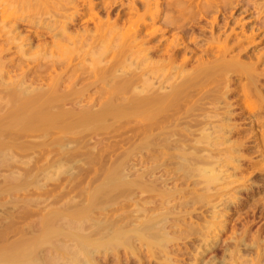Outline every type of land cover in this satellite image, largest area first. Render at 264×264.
I'll return each mask as SVG.
<instances>
[{
	"label": "rangeland",
	"instance_id": "obj_1",
	"mask_svg": "<svg viewBox=\"0 0 264 264\" xmlns=\"http://www.w3.org/2000/svg\"><path fill=\"white\" fill-rule=\"evenodd\" d=\"M21 1L22 0H3V1L0 0V53L2 54V55L0 54V82H1V84H0V115H1L0 116V122L2 121L0 123V126H3V125L6 126L5 124L8 122L9 117H10L9 116L10 114L8 112L11 113L12 109L14 108L13 103L16 100L15 99L16 97L14 96V98H12L9 96L16 94L17 98H21L23 95L21 94V96H20L19 95L20 93H18V91L20 92L21 90H24L26 87H28V83L30 84L28 89H32V87H34L32 91H34L36 85H38L36 87L37 90H35L37 92L39 89L38 87L41 88V85H43L44 87H46L45 85H48L47 86L48 89L43 88V86H42L43 89L42 88L40 89L41 92H43L45 89L46 92L45 91L44 92L46 94L44 93V94H42V96H44V95L47 96L50 93V91H47V90H51V89H49V87H50V85L55 84L53 82H55L56 79H57L56 81H58V79L60 80L59 85H61V86L59 87V89L63 88V90L66 88V86H71V85L75 84L76 82L77 83H76V85H74V87L76 89H78L79 87H81L82 84L88 85L89 83H91V81L94 82L95 79H93V78H96V80H98L97 76L99 74H101V72H100V70L98 71V69H96V66H94L92 62H91L92 64H90L89 61L91 60L93 55L96 56L97 53H100L101 50L104 49L102 47L104 45H101V42L104 44V42L106 43V40H107L108 41L107 44H108L109 40H111L110 43L113 40V43L117 44V40L115 41V37H117L116 39H119V38H121V35L115 34V33L113 34L112 33L113 30L112 31L108 30L110 28L109 27L110 25L106 24V27H103V26H105L104 25L105 23H103V22L100 23L97 21H104L102 19L105 18V15H106V18H109V20H111V19L113 20L117 16V14L122 15V16H119L120 20H123V19L126 20V18H129L128 16L131 14L128 12H127V14H125V11H127V10H125L126 5L127 4L129 5V0H122V1L120 0V2L122 4H120V2H118L119 0H117L116 2H114L113 0H111V1L108 0V3H109V1L110 2L113 1L114 3L112 4L113 8L110 7L112 10L109 8L106 11H105V8L107 9V6L110 4V3L109 4L106 3L107 0H105V1L104 0H89V1L87 0V2H86V0H75V1L73 0L74 3H71V0H58V1L53 0V2L54 3L56 2L57 4H54L52 2V0H49L50 2L47 1L49 5L45 4L46 8L44 7V3L40 2L42 4L41 5L39 2H38V4L36 2V4L40 8V9L38 8L39 12H37L36 8L38 6L34 3L35 1L26 0V1H28V3L26 1H25V3L29 4V2H30V5L33 4L35 7L37 6L36 8L33 7L32 5L27 6V4H25V6H24L23 5L24 1L23 2H21ZM210 1L211 2L209 4L211 7L210 8L206 7L207 9L202 8L199 10V12H197V8H193V7H196L197 4H199L200 2H201L200 3V5H201L203 2L202 0H200V2L197 0H194L193 2H191V1L187 2V3H189V5H192V9L196 10V12H195V15L192 16L193 18L192 17H189V18L184 17L183 19L181 18L182 20L185 19L184 21H182L180 19L181 24H184V26H185L184 28H186L188 26L186 29H183V28L178 27V26H177L178 27L177 28V27H175L176 25L175 26L173 25L174 26L173 28L168 27V30L164 31L163 29L166 27V25H163V23H164V21H162V20H164L163 17L158 19V20H153V19L150 20L151 18L148 17V18H146V21H145V19L142 20L143 18H140V20H139V18H136V16L133 15L134 18L130 17L129 19L133 20L134 23H135V20H136V22L139 21L138 24L142 23V25H143L142 29L144 30V28H145V31H147V32H148V29H147L148 27H149L150 32L153 29L155 31H158L159 29L163 28L162 29L163 32L158 31L159 32L158 34H157V32H155L154 35L151 37L152 39L150 38V41H149L150 43L145 42L143 45V48H144L145 45H147V47H149L151 45H154L155 43L160 44L159 45V48H160L159 51H157L153 55L151 54V57H153L152 58L153 60L157 59L158 54L159 55L163 54L164 50L166 52V49H167L169 42H170V39L171 40L173 38L176 40L179 39L178 40L179 42H182V40H183L182 44H187L188 46H190V48H188V49H193L196 42H198V45L200 44V46L202 48H205V47H207L206 44H207V40L210 38V34L214 33V36H216V34H217V37L219 38V39L217 38V41L219 43H222V45H226V46L230 47L229 56L236 55L233 57H237L240 61H242L244 63V65H245L244 68H241L237 72L232 71L231 73L230 72L228 73L231 76L238 75V79L236 81H233V84H232L233 86L229 85L228 87L227 86L225 87V85L227 83L224 81H223V83L220 82L221 85H218V86L221 88H219L218 86H217L218 90H216L215 87L212 88V93L214 94L213 95L211 93L212 97L210 94V97L212 99L204 100L206 102L208 101L207 102L208 105L204 101H202V102H204V106H203V103H201L202 104L201 111H199V109H197V111H199L200 113L202 111L204 113H206L207 111H210V113L207 112L206 114H211V112L213 113V112L218 111L217 113H221L223 119H221L220 117H215V118L208 117V118L203 119L201 122H202V124L204 122H206V123L209 122L211 125L210 124L207 125L205 123H204V125H202L201 123H199V126L196 125V122L193 121L192 118H190L191 120H189V118H188V120L185 118L184 119L181 118L182 120H178L177 124H176V121L174 122L176 124L175 128L179 129V130H177V131H179V133L175 132V135H176V133H177V135L176 136L174 135L175 137H173V138L176 139L178 134H179V136L182 134V137H179V138H181L180 142L183 143V141H184V144L185 143L186 144H192V146L196 145L195 147L198 146V147L202 148L201 143L196 142V144H194V142H195L196 138H199L201 136V134H208L209 133L208 134L209 139L207 138V139L203 140V143H202L203 150L201 151V153L198 152V154L205 155L206 157H208L207 161H209V163L211 161L210 167H212V165H213V167L215 168V169L211 168V170H209L207 174L211 175L214 173V175H216L218 178L216 179V182L212 183V181H211V183H209V185L207 187L204 186V183H202L201 180L198 179L199 176L196 173L193 172L194 174H191L187 170L182 169L183 167H184V169L187 168V166H188L187 163H184V162L182 163L181 162L182 160L178 159L179 157L174 158L173 156H170V154L174 152V150L172 148H168V150H166L167 148L164 150H161V149H158V147L151 148L152 146H150V147L144 148L145 150H143V149L140 150L139 148L136 149L135 153L137 155L135 154V157H132V158L137 159L136 164H138V165L133 167V169L134 168H136V169H134L135 171L132 170L131 174H133V175H131V176H135L134 175L135 172L137 173V171H140V170H138V168L141 169L142 167H144L143 165L147 166V164L149 165L150 162L152 161L153 163L152 162L151 163L153 165L155 163L156 164L164 163V165H166L165 168L167 167V169L165 170L163 168L164 166L162 165L161 166L163 168L162 170H164L165 173H168V177H169V174H170L171 178L174 177L173 180L170 177H169L170 179L168 178L169 182H171V183L168 182L169 185L168 184L164 185L166 188H164L163 185H161V184L160 185L163 187L164 190L167 191V194L169 193L168 194L169 197L166 195L168 197V199L166 198L167 201L170 200L169 198H172V197H173V199L176 198L175 199L176 202H174V203H176V205L173 204V206H171L172 202H170V201H172L173 199H171L169 201L171 204V205L170 204L169 205L171 207L165 206V205H168V204H166L167 202L164 204L165 198L159 200V201H161V204H163L165 206V207H163L164 210H166L165 209L166 207L171 208V209L175 208V207L177 208V209L176 208L173 209L175 213L173 211H172V213H174V214H172V213L170 214L171 215L170 217H172L171 219L173 220V222H175V225H176V226H174V225L169 226V227H172V228H169V230L171 229L170 235L173 238L175 237L174 239H172L168 243V244H170L169 246H171V247H168L171 252L168 250V248H167V251H166V249L163 250V248H161L162 249L161 251L164 252L163 255H161L162 252H160V250H158V251L161 254L159 252H157V249H159V248H155L156 249V251H155V249L154 250L152 249L153 247L146 248V245L144 243L143 244L145 246L139 241L138 244L139 243H141V244L138 245V244H136L137 240H133L134 245L132 244V246L135 247L134 248L135 250L133 249L132 246H131L132 248H130V249H129V247L127 248L126 242L125 243L123 242L124 246L118 245V243H116L117 246H115V248H116L115 250L112 248L110 249V247L107 246V247H109V248L106 247V249H108V251H105L106 249L105 250L103 249L106 246V245H104L103 248L101 247L102 249L100 248V250H102V251H100L99 249H97L98 251L96 250L97 252H99L98 254H93V253L91 254V257H89L90 262H89V260H87L88 261L87 264L88 263L89 264H163L164 261H165L164 264H190L191 262H192L191 264H207L208 263L207 261L211 262L208 264H213V263L216 264V262L217 263L219 262L220 264L221 263H223V264H264V105H263L264 104V49H263L264 48V0H222V1L221 0H217V1L216 0H210ZM195 2H198V3H195ZM75 3H77L78 5L77 4L74 5ZM88 3H91V5H89ZM93 3L96 5H92ZM140 3L141 2H139V4ZM192 3H194V6ZM17 4L18 5L20 4V5L18 6ZM143 4L137 5V7L142 8ZM159 4H160L159 5L160 7L159 6L158 7L160 9H162L163 7H165V0H161L159 2ZM21 5H23V6L21 7ZM51 5L54 7H52ZM70 5H71V7H70ZM259 5L262 7H260ZM87 6L89 7V9ZM92 6L94 8H92ZM102 6H103V8H102ZM214 6H216V7H214ZM41 7H43V8H41ZM47 8H48V10H47ZM26 9H28V10L31 9V12H29L28 10L26 11ZM40 10H42V12ZM141 10L143 11V9H141ZM171 10H174V9H171ZM142 11H140V12H142ZM201 11H202V13H201ZM259 11H260V13H258ZM39 14L42 16H40ZM52 14L55 16L57 15L58 19L56 18V21H55V18L53 19L54 16ZM80 14H81V16H79ZM89 14L94 15V18L92 15H91L92 16V18H91V16H89ZM63 15H65V16H63ZM69 15L73 19H71V17H69ZM113 15H115V17ZM61 16H62V18H61ZM74 16H75V18H74ZM99 16H101L102 19H100ZM131 16H132V14H131ZM48 17L50 18V20ZM46 19H48V21ZM94 19L95 20L97 19V20L95 21ZM51 20H54L55 22L52 21L53 23L52 22L50 23ZM61 20L63 22L65 21L67 23H64L63 25H61V23H63V22H61ZM125 20H123V25H122L123 28L121 27L123 30H126V28H127V24H126L127 21L125 22ZM147 20L149 22H147ZM118 21H119V19H118ZM150 21H152V23ZM153 21H155V22H153ZM119 22L122 23V21H119ZM179 22H178V24H180ZM44 23L46 24L45 27H47V25L50 26V31H49V29L46 30V28L43 26ZM47 23H49V24H47ZM51 24L52 25L56 24V28H58L59 31H58V29H56V30L58 32H60L61 35H62V31H63L62 27H64L66 25L65 27L67 29L66 30L67 33L68 32L71 33V34L69 33L70 34L69 36L72 35L71 37H73V33H74V36L77 35L78 38H76V37H73L74 39L73 38L71 39V37L67 38V37H69L67 34L64 35L63 37L62 36L59 37L60 33H58V32L56 33V35L58 34V36H56L54 28L53 27L51 28V26H52ZM95 24H97V25H95ZM208 24H211V25H208ZM37 25H39V26H37ZM84 25H85V28H83ZM13 26H15V27L13 28ZM101 26L103 29L100 28ZM107 26L109 27L108 29H106ZM117 26H118V23H117ZM79 27H82V28H79ZM119 27H120V24H119ZM154 27H156V29ZM256 27L259 30H257ZM260 27H261V30H260ZM36 28H37V30H36ZM61 28H62V31H61ZM77 28H79V29H77ZM86 28H88V29H86ZM93 28H94V30H93ZM104 28L106 29V31L104 30ZM83 29H84V31H83ZM223 29H224V31H223ZM74 30H76L79 33H76ZM123 30H120V31H123ZM44 32H46V33H44ZM82 32L84 34H81ZM107 32H108V34H107ZM117 32H119V30H117ZM216 32H218V33H216ZM226 32H228V33H226ZM98 33H99V35H98ZM242 33H243V36H242ZM78 34H80L81 36L80 35L78 36ZM147 34L148 33H146V35ZM89 35H92L94 37L95 36L98 37V38L95 37V41H94L95 43H93V42L90 43V41L94 40V38L92 36H90L92 39L89 40V38H90ZM102 35L105 37H103ZM116 35H118V36H116ZM142 35H144L143 32H142ZM86 36L88 37L89 41L86 42L87 44L86 43L84 44L79 40V38L81 40H84L87 38ZM184 36H186V37H184ZM225 36H227V37L225 38ZM64 37L67 38L68 40L64 39ZM102 37H103V39H102ZM110 37H112L113 39H110ZM145 37H147V36H145ZM8 39H11V40H8ZM56 39H58V40L56 41ZM61 39L63 42L61 41ZM259 39H260V41H259ZM74 40L77 42L80 41L82 44H80V42L78 43L80 46L78 44H74V42H75ZM121 40H122V38H121ZM240 40H243V42ZM7 43H9V44H7ZM166 43H167V46L165 47ZM249 44H251V45H249ZM76 45H78V48ZM88 45L90 48H88ZM55 46H57V47H55ZM67 46H69V47H67ZM63 47H66V48H63ZM135 47H131L128 50V52H130V56H129V54H127L128 59H130V60L133 59L134 61L137 59L136 56L138 58H140L139 55H141L138 52L139 48L137 46H135ZM98 48H100V50ZM213 48L215 51L216 47L213 46ZM188 49H181V51L184 50L185 53L189 52L190 54L187 53V55H191L192 63H193V65H195L197 63L196 62L197 59L200 58L199 57L200 54H203V52L202 51L201 52L196 51L197 53H199V54H197L196 52H194V53L190 52L191 50H188ZM240 49L241 50L243 49V50L241 51ZM63 53H65V54H63ZM74 53L75 54L77 53V55H74ZM111 53H113V52H111ZM111 53H109V55H112ZM86 54H88L89 56ZM114 54H116V52H114ZM156 54H157V56H156ZM181 54H182V52H181ZM57 55L59 57L64 58V59H65V57H67L65 60L61 58L63 65H62L61 61H59V60L57 61V59H59ZM109 55H107L108 57L106 56L108 59H109ZM210 56L211 55H209V57ZM106 57L103 59V60H105L104 62H107V60H108ZM111 57H110V59H111ZM207 57L208 56H203V59L207 58ZM41 58H42V60H41ZM44 58H46V59H44ZM54 58H57L55 60L57 62H55V61L53 62ZM48 59H49V61L51 60L53 63H55L53 67H52V65H53L52 62L47 63ZM128 59H127V62H128ZM247 59L249 61H247ZM133 60H131V61L133 62ZM255 60H257V61H255ZM259 60H261V61H259ZM44 61H45V63H44ZM131 61H129V62H131ZM136 61H138V60H136ZM135 62H133V63H135ZM67 63L69 64V66ZM84 64L87 65L89 68L87 66H85ZM45 66H48V68ZM58 66L60 67V69ZM65 66H66V69H65ZM70 66H72V67H70ZM67 67L70 68V70ZM73 67H74V69H73ZM134 67L135 66H133V68ZM255 68H256V71H255ZM257 68L258 69L260 68L261 70L260 69L258 70ZM64 69H65V71H64ZM72 69H73V71L71 72ZM136 69H138L137 71H140L139 70L140 68L135 67V70ZM83 70H85V71H83ZM246 70H248V73ZM95 71L98 73H96ZM92 72L96 73L95 74L96 77L95 76L92 77V74H94ZM162 72H164V71H162ZM252 72H254V73H252ZM249 73H250V75L248 76ZM158 74L159 73H157V75ZM252 74H254V75H252ZM22 76H23V78H22ZM90 76L92 77L93 80L90 78ZM247 77L248 78L250 77V79H251L250 82L252 81L251 83L250 82L248 83V81H249L248 79L246 81ZM19 79L20 80L24 79L25 85H27V86L24 85V88H23L22 85L24 82L23 81L20 82ZM47 79H48V81H47ZM63 79L65 80V82ZM78 79H79L80 83L78 82ZM29 80H30V82H27ZM31 80H33V81H31ZM96 80H95L96 83L94 86L91 85L92 87L90 86L89 88L86 89V91L83 92L85 97L83 94H82L83 96L82 95L81 96L83 97V99L85 101H81L80 104H82V102L83 103L87 102L86 101L87 99H85L86 96H88V97L93 96L95 98H97V97L99 98L100 93L102 94L105 92L104 89L106 90L107 88L102 89L101 85H100V87H96V86H99V84H98L99 82H97ZM71 81L72 82L74 81L75 83L74 82L72 83ZM255 82H257V83H255ZM18 83H19V85L21 84L20 90L18 89V88H20ZM50 83H52V84H50ZM224 83H226V84H224ZM6 84H8V85H6ZM10 84H11V86H10ZM210 84H207V86L205 85V87L197 89L199 91L196 90L198 93L195 91L196 95L194 93V97L197 98L198 97L197 95H199V94L201 95L204 92H208V89H211L210 86L211 87L214 86L213 84L212 85H210ZM63 85H65V88L63 87ZM243 85H244V89L242 88ZM240 87L242 88V90ZM248 87L251 88L252 90L251 89L249 90L251 92L250 93L248 92L249 97H247L248 99H246L245 96L243 97L244 94L242 91L243 90L248 91V89H247ZM12 88L13 89L17 88L16 91L17 90L18 91L16 92ZM99 88H101V90H99ZM230 89H232L233 91H230ZM9 90L14 91V92L12 91L13 92L12 95H9L10 92L8 95H6ZM26 90H24V91H25V93L27 92V94L32 92L30 90H29V92ZM215 90H216V93H214ZM224 90H226V91H224ZM228 90L230 92H228ZM1 91H2V93H1ZM59 91H62V90H59ZM100 91H102V92H100ZM202 91H204V92H202ZM209 91H211V90H209ZM22 93L24 94L23 91H22ZM86 93H87V95H86ZM105 93L107 94V92H105ZM104 94H102L100 96L104 97L103 96ZM217 94H219L220 96ZM256 94L258 95V98H257ZM215 95H217V96H215ZM6 96H7V98H6ZM213 96H215V97H213ZM8 97H9V99H8ZM79 97H80V95H79ZM2 98H4V100H2ZM95 98H93V99H95ZM195 98H193V99H195ZM213 98H214V100H213ZM13 99H15V100H13ZM75 99L77 100L79 98H75ZM97 99H95V100H97ZM90 100H91V98H90ZM90 100L88 99V102ZM230 100H231V102H230ZM249 101H251L250 103L252 106L249 104ZM97 102H98V100H97ZM99 102H100V100H99ZM244 102L247 104L245 105ZM191 103H192V101H191ZM210 105H211V107H210ZM248 105L251 107H249ZM229 106H231V107H229ZM203 107L206 108V111L203 109ZM245 107H247V108H245ZM195 109L193 111L196 113L197 111H195ZM199 112H197V113H199ZM197 113L195 114L196 117L193 116L194 117L193 119H195L197 117H198V119L199 118L201 119L202 115L204 114V113L203 114L202 113L197 114ZM224 114H226V115H224ZM4 116H6L8 118H6ZM190 117H192V116H190ZM219 118H220L219 122H221V123H219L217 121V119L219 120ZM133 119H132L133 123H135L139 120V119L136 120L135 118H133ZM205 120H207V121H205ZM184 122H187V124L190 122V124L186 125ZM191 122L194 124H191ZM133 123L132 124L127 123V125H126V123L125 124L122 123V124H120L121 126L118 125L119 127L118 128L116 127V129L115 128L97 129L96 131H94V133L91 132V134H88L89 138L92 137L91 139H89V141L94 142L95 140L98 139L102 142L101 144H103V145L106 144L107 146H109L111 141L114 142V140H113V138H114L120 144H118L116 146V148L114 147V151L113 150H107L108 153L106 152L107 155H110V156L112 155L111 157H114L117 153H119L120 151H122L123 149L128 147V144H127V142H125L126 141L125 139L127 138L128 135H130L131 131H128L129 130L128 128L130 125H133ZM135 124H134V126L138 127L139 123H137V125H135ZM200 124L202 126H205L206 128L203 129V127H201ZM189 125H191V126L193 125L194 127H197L196 128L197 132L195 131L194 128H193L194 132H196V133L193 132V129H191L192 130L191 132L189 131V129L186 130L187 128L191 127ZM216 125H218V126H216ZM214 126H216V127H214ZM198 127H200V128H198ZM218 127H220L221 129H219ZM53 129H51V128L45 129V130L44 129H37V130L35 129L37 131V133L34 132L35 130H32V132L29 131V133H27L28 131H26V132L22 131L23 137H22L21 133L16 132V133H18V134H16L13 129H6L5 130L6 133H5V131H2V134L5 135V136L3 135L4 137L2 136V134H0L1 135L0 136V250H1V248L2 249L4 247L6 248L9 243L12 244L13 241L18 240L16 242L20 243V241H19L20 239H22V241H23L25 238L31 239L30 237L36 236L38 234V232H40V230L43 229V227L48 223L47 216H48L50 211H54V209L56 210L59 207L61 208L62 202L73 201L72 203H74V202L77 203V202H80L82 200L81 198H83V196H82V194H79V190H77L79 188L78 185L80 184L81 180H82L81 185H79V186H83L86 183V181H89V177H90V179H92V176L94 178L97 175V177L99 178L100 176H98V175L101 174L102 170L104 171L105 167L101 166L103 169H99L101 167L98 166V170L95 171V168L97 169V167L94 166V168H89L90 169V170L88 169L89 171L87 170L86 173H83V176L80 177L82 179L78 180V177L76 178L77 171L74 170V171H72L73 173H75L74 174L75 179H72L73 183L71 182V179L68 178V180H67L66 176H62L61 180H59V181H51L52 179L51 180L45 179L46 176L53 174L52 171H48V172H45L42 174L40 173V175L38 174L39 178H38V176L36 177L35 174H37V172L39 173V171H37V170H39L40 168L43 167V166L40 167V165H42L44 163L43 160L45 161L47 158L53 159V157H56V152L59 150L54 143H53L54 145L49 144L50 147L49 146L48 147L50 149H48V147H47V150H49V152L48 151L46 152V150H43V149H46L47 145L44 147H42L41 145H37L38 143L40 144V141H42L43 139H46L47 141H50L52 138L54 139V137L56 135H58L59 131L57 129H55L53 131ZM198 129H200V130H198ZM12 130L14 132L13 135L11 134V133H13V132H11ZM40 130L43 132L42 134H41V132H39ZM104 130H106V131H104ZM109 130H112L113 132L109 131ZM136 130H138V129H136ZM55 131H56V133H55ZM38 132H39V134H38ZM46 132H48L47 134L50 137L46 134ZM98 132H99V134H98ZM101 132L103 134H105V132H107L106 134H109L111 132L114 135L109 134L106 136H104V135L102 136ZM139 133L140 132H138V134ZM191 133H194V134H192V136H189ZM43 134L46 135L47 137L45 136V138H44ZM183 134H185L188 139L186 138V140H185L184 139L185 136H183ZM25 135H27V136L25 137ZM141 135L142 134L140 133V135H137V137L135 136L136 138L134 140L138 141V138L140 139L142 137ZM94 136H95V138H94ZM108 136H110L111 138L113 137L112 140ZM17 137H18V139H17ZM210 139L213 141H211ZM3 140L6 142H3ZM122 140H123V142H122ZM11 141H13L15 144ZM23 142H25V144ZM122 143H124V144H122ZM121 144H122V146H121ZM8 145H11V146H8ZM20 145H21V147H20ZM37 146H39V148H37ZM51 146L52 147L55 146V148L57 150L55 149L56 150L55 151ZM34 147H36V148H34ZM117 147H118V149H117ZM52 149H53V151H55L54 152L55 154H53ZM29 150H31V151H29ZM38 151H39V153L40 152L42 153L41 156L39 155V153H37ZM140 153L143 155H141ZM146 153H149V155ZM154 153L156 154V156ZM47 154H49V155H47ZM157 154L160 158L157 157ZM47 156H49V157H47ZM148 156H153V158L152 157L148 158ZM38 157H40V158H38ZM228 157H229V159H228ZM154 158H157V159L155 160ZM167 159H169V160H167ZM39 161H40V163H39ZM130 161L132 162V160H130ZM138 161H140V162L137 163ZM133 162H135V161H133ZM177 162H179V163H177ZM183 164L186 166H182ZM37 165H39V166H37ZM224 165H226V166H224ZM180 166H182V167H180ZM179 168H181V169H179ZM162 170H160L159 173L154 174L153 177L160 175ZM175 170H177V171L174 173L173 171H175ZM185 171H187L188 173H186ZM96 172L98 174H96ZM182 172H184V176L187 175L188 178L182 179L184 177V176H182L183 175ZM102 174H103V172H102ZM34 175H35L36 179H33ZM172 175H174V176L172 177ZM190 175H192V176H190ZM52 177L55 178L54 176H52ZM37 178L39 179V184L37 183L38 182ZM101 178H99V179H101ZM126 178H128V177H126ZM129 178H131V177H129ZM99 179H96V180H99ZM34 180H37V181L35 182ZM47 180H49V181H47ZM76 180H78V181H76ZM31 181H33L35 183H32ZM74 181H75V183H74ZM56 182H58V183H56ZM200 183L202 185H200ZM181 184H183V185H181ZM35 185L39 186L40 189H39V187L37 189V187ZM158 186H157V188H158ZM42 187L44 190L41 189ZM76 187H77V189H76ZM203 187H204V189H202ZM168 188H171L172 190L168 189ZM173 188H175V189L177 188V189L175 190ZM154 191H156V190H154ZM175 191H177V192H175ZM147 192L149 193V191H147ZM172 192H174L175 196L172 194ZM148 193H146V194L145 193L144 194L137 193V194L142 195V197L141 196L139 197V195H137V196L135 195V197L131 200V201L135 200L136 203L135 202L134 203L136 205H134V203H131L130 200H129L130 201L129 202L127 198H124L126 196L125 193H122V194H124L123 196L121 194H120V196H118V194H119L118 193L117 196L115 195L116 197L114 196L113 200L110 202L111 205L108 202L109 209L111 210V208H112L114 213L112 212V210L109 212L112 213L111 214L112 216H116V217L118 216V217L122 218L121 215L129 214V210H131L132 207L133 208H137V207L140 208V206H137V205H140V203H142L144 205L145 200L148 202H149V200H151V202H154V200H156V202L158 203V199L160 198L161 194L158 191L157 192H150V194H148ZM157 193H159L160 195L158 196ZM170 193L172 194V197H170L171 196ZM57 197L59 198V201L57 200L58 202H56V200H55V203H54L53 198L55 199ZM163 197H165V195ZM116 198L117 199L120 198L123 201L125 199H127V200H125V202H123L120 199H119L120 201H118ZM142 198H143V200H140ZM147 198H149V200H147ZM196 198H197V200H196ZM114 200H115V202H113ZM175 200H173V201H175ZM50 201H52V202H50ZM138 201L140 202L139 204H138ZM156 202L154 203L155 206L158 205V204L156 205ZM180 202H183V203L185 202L187 205L184 203V206H183V203H182V205L180 206L177 204ZM113 203H115L117 205L114 206V205H112ZM142 204H141V206H142ZM103 206L106 207L107 204L103 205ZM103 206L101 205L100 210H99V208L97 209L98 212L100 211L99 213H97V210L94 212L95 214L97 213L98 215L97 214L93 215V213H91L93 215V217H92V215L90 214L94 220L99 218V220L101 219V222H102V220H104L103 214L108 213L104 216L105 217L107 215L110 216V214L108 212L109 209L107 208L108 206L106 207L107 210ZM110 206H111V208H110ZM129 207H131V208H129ZM157 207H159V205ZM157 207H155V208H157ZM160 207L158 210L161 209L160 211L162 212V205ZM113 208H115V209H113ZM101 209L105 210L106 213H103L104 211ZM188 209H189V211H188ZM101 211H103V212H101ZM152 211H150V213ZM176 212H178V214H176ZM179 212L181 214H179ZM45 214H47V216H45ZM114 214H116V215H114ZM152 214H156V213L153 212ZM61 215H63V214H61ZM42 216L43 217L45 216V217L43 218ZM112 216H110L111 217L110 220L114 219L115 222L110 221V220H109L110 221L109 222L108 221L109 217H108V219H107L108 223L114 222V223H111L114 225V227L119 226L116 223H119L120 225L122 223V226L124 229L128 228V226H126L127 225V220H126L127 215L125 216L126 219H124V218L122 219V220H126L125 223H123L121 219H120L121 223L116 222L119 219L115 220L116 218L115 217L113 218ZM142 216L143 215H141V218H142ZM178 216H181V218ZM56 217H57V219L54 217L50 218L51 221L49 220L50 221L49 223L53 224L52 221L55 220L54 225H56L57 228H58V226H60L59 229L63 230L62 231L63 234L58 233L59 235L56 234L55 235L56 237H54L52 239H49V240L41 242V243L38 242L37 244H39V245H37L34 242L35 246H33L34 247L33 250L35 252L38 250L39 251L38 255H40L38 262H40V264H67V263L68 264H73V263L76 264L75 262H77L79 264L84 263V262L80 261L81 258H79L77 260L78 250H77L76 244L74 241L73 242L71 241L72 237H70L71 238L70 239L67 237L68 235L66 236V233L72 232V234H73V232H74V235L77 233L78 234H82V233L84 234V232L86 230H83L80 227L79 228L83 231L77 230L78 225L76 226V228L74 227V224L72 222L76 221L77 219H71V221H70V219L68 220L69 217L66 218L65 215L62 217L57 215ZM91 217H90V220H92ZM177 217H178V219H176ZM42 220L44 222L46 221V223L44 224V222ZM66 220H68V221H66ZM40 221L43 222L42 226H41ZM77 221L74 223L77 224L78 223ZM70 222H71V224H70ZM91 222H93V221H91ZM103 222H104L103 223V225H104L103 229L105 230V227H106L105 220ZM189 223H190V225H189ZM115 224H116V226H115ZM206 224H208V225H206ZM202 225H204V226H202ZM107 226L108 227H106V228H107V230H109V228H111V225H107ZM201 227H202V230H201ZM209 227H210V230H209ZM103 229L101 231L102 233H104ZM36 230H37V232H36ZM65 231H66V233H64ZM109 231H112V230H109ZM200 232H202L203 234ZM204 234H205V236H204ZM209 237H210V239H209ZM203 238H205V239H203ZM175 239H176V241H175ZM200 239L202 241L206 240V242H208V243H206V242L204 243V241L202 242ZM52 240H54V241H52ZM16 242H13V243H16ZM66 242H68V243L66 244ZM71 242L73 243V245H75V249H74V246L72 245ZM203 243H204V245H203ZM112 244H114V243H112ZM112 244H110V245H112ZM119 244H122V243L119 242ZM174 244H175V246H174ZM208 244H210V245H208ZM244 244H245V246H244ZM249 244L251 247L249 246ZM67 245H71V246H69L71 248L73 246V248H72L73 251H72V249L67 247ZM206 245H208V246L205 247ZM231 245H233V246H231ZM247 246H248V248H246ZM150 248L152 250H150ZM202 248H204V252H203ZM234 249H235V251H234ZM247 249H248V252H247ZM74 250H77V252H75ZM132 250H134L135 252L133 253ZM166 252H168V253H166ZM231 252L232 253L238 252V253H235L233 255ZM156 253H158V254H156ZM196 253H198V254H196ZM201 253H203L204 255H200ZM80 255H82V252L80 253ZM92 255H94V257H92ZM194 256L199 260H197V259L195 260ZM163 257L165 260L163 259ZM41 258H43L44 261ZM255 258L257 260H255ZM71 260H72V263H71ZM226 260H228V261H226ZM78 261H80V262H78ZM235 261H236V263H235ZM84 264H86V262Z\"/></svg>",
	"mask_w": 264,
	"mask_h": 264
},
{
	"label": "bare ground",
	"instance_id": "obj_2",
	"mask_svg": "<svg viewBox=\"0 0 264 264\" xmlns=\"http://www.w3.org/2000/svg\"><path fill=\"white\" fill-rule=\"evenodd\" d=\"M3 1V0H2ZM24 1V3H23V5L25 6V4H27L28 3V1H26V0H22L21 2H23ZM25 1L27 2V3H25ZM33 1H35L34 3L36 4V2H37V4H38V2L40 3H44V7L46 6L45 4H47V5H49L48 4V2L47 1H49V0H33ZM44 1V2H43ZM58 1V0H57ZM75 1V0H74ZM74 1L73 0H71V3H74ZM89 1V0H88ZM105 1V0H104ZM111 1V0H110ZM109 1V3H108V0H107V2L106 3H108L109 5L107 6V9L105 8V11L106 10H108L110 7L111 8H113V6H112V4L114 3V2H116L117 0H113L112 2H110ZM122 1V0H121ZM161 0H129V5L127 4L126 5V9L125 10H127V11H125V14H127V12L128 13H131L132 14V16H131V14L128 16L129 18L130 17H132V18H134L133 17V15L134 16H136V18H139V20H140V18H143L142 20H144L145 19V21H146V18H148V17H150L151 19L150 20H158V19H160V18H164V20H162V21H164V23H163V25H166V27L163 29L162 27V29L165 31V30H168V27H174L175 25V27H181V28H183V29H186V28H184L185 26H184V24H181V20L184 18V17H187V18H189V17H192V16H194L195 15V12H196V10H194V9H192V5H189V3H187V2H193L192 0H165V7H163L162 9H160L159 7V2H160ZM197 1H199L200 2V0H197ZM203 2H202V4L200 5V3L199 4H197V6L196 7H193V8H197V12H199V10L200 9H204V8H210L211 6H210V0H202ZM217 1V0H216ZM222 1V0H221ZM11 2V1H10ZM18 2V1H17ZM50 2V1H49ZM52 2H53V0H52ZM60 2V1H59ZM69 2V1H68ZM79 2V1H78ZM82 2V1H81ZM86 2H87V0H86ZM85 2V3H86ZM118 2H120V0L118 1ZM139 2H141L140 4H143L142 6V8L141 9H143V11L139 8V7H137V5H140L139 4ZM229 2V1H228ZM3 3V2H2ZM40 3V4H41ZM54 3V2H53ZM105 3V4H106ZM195 3H198V2H195ZM216 3V2H215ZM262 3V2H261ZM22 4V3H21ZM36 4V5H37ZM39 4V5H40ZM54 4H57L56 2L54 3ZM63 4V3H62ZM77 3H75L74 5H76ZM89 5H91V3H88ZM87 4V5H88ZM120 4H122L121 2H120ZM191 4V3H190ZM193 4V6H194V3H192ZM257 4V3H256ZM15 5V4H14ZM18 5V4H17ZM20 5V4H19ZM18 5V6H19ZM23 5H21V7L23 6ZM28 5H30V2H29V4H27V6ZM33 7H35L33 4H31ZM30 5V6H31ZM42 5V4H41ZM64 5V4H63ZM62 5V6H63ZM78 5V4H77ZM88 5V6H89ZM92 5H96V4H92ZM145 5V6H144ZM154 7H153V6ZM164 5V4H163ZM196 5V4H195ZM199 5V6H198ZM223 5V4H222ZM226 5V4H225ZM230 5V4H229ZM228 5V6H229ZM262 5V4H261ZM16 6V5H15ZM38 6V5H37ZM36 6V7H37ZM52 6V5H51ZM81 6V5H80ZM87 6V7H88ZM123 6V5H122ZM152 6V7H151ZM159 6V7H158ZM220 6V5H219ZM258 6V5H257ZM260 6V5H259ZM35 7V8H36ZM50 7V6H49ZM48 7V8H49ZM52 7H54V6H52ZM64 7V6H63ZM62 7V8H63ZM69 7V6H68ZM70 7H71V5H70ZM90 7V6H89ZM89 7H88V9H89ZM214 7H216V6H214ZM260 7H262V6H260ZM24 8V7H23ZM29 8V7H28ZM32 8V7H31ZM38 8H39V6L36 8L37 9V12H39V10H38ZM41 8H43V7H41ZM46 8V7H45ZM48 8H47V10H48ZM92 8H94L93 6H92ZM91 8V9H92ZM98 8V7H97ZM102 8H103V6H102ZM110 8V9H111ZM128 8V9H127ZM206 8V9H207ZM226 8V7H225ZM224 8V9H225ZM229 8V7H228ZM40 9V8H39ZM57 9V8H56ZM164 9V10H163ZM171 9H174V10H171ZM255 9V8H254ZM9 10V9H8ZM12 10V9H11ZM28 9H26V11H27ZM44 10V9H43ZM62 10V9H61ZM78 10V9H77ZM94 10V9H93ZM112 10V9H111ZM10 11V10H9ZM8 11V12H9ZM29 12H31V9L30 10H28ZM41 12H42V10H40ZM60 11V10H59ZM83 11V10H82ZM99 11V10H98ZM110 11V10H109ZM140 11H142V12H140ZM205 11V10H204ZM36 12V13H37ZM207 12V11H206ZM25 13V12H24ZM35 13V14H36ZM52 13V12H51ZM201 13H202V11H201ZM258 13H260V11L258 12ZM14 14V13H13ZM41 14V13H40ZM39 14V15H40ZM50 14V13H49ZM64 14V13H63ZM78 14V13H77ZM93 14V13H92ZM92 14H89V16H91ZM106 14V13H105ZM124 14V13H123ZM12 15V14H11ZM44 15V14H43ZM53 15V14H52ZM99 15V14H98ZM109 15V14H108ZM116 15V14H115ZM115 15H113L114 17H115ZM217 15V14H216ZM40 16H42V15H40ZM54 17H53V19L55 18V21H56V18H57V15L55 16V15H53ZM60 16V15H59ZM63 16H65V15H63ZM79 16H81V14L79 15ZM93 16V18H94V15H92ZM92 16H91V18H92ZM119 16H122V15H120V14H117V16L112 20H109V18H106V15H105V18H101V16H99L100 17V19H102V20H104V21H97V22H103V23H105L104 25L105 26H103V27H106V24L107 25H110L109 27L111 28H109L108 26H107V28L106 29H108L109 31H112V33L114 34H120L121 35V38H122V40H121V38H119V39H116L117 37H115L114 35V37H115V41L117 40V44L116 43H113V40H112V42L110 43V41L111 40H109V43L107 44V40H106V43L104 42V44L101 42V45H104V46H102L104 49L103 50H101V52L100 53H97V55L95 56V55H93L92 56V58H91V60L89 61V63L90 64H92L93 63V65L94 66H96V69H98V71L100 70V72H101V74H99L97 77H98V80H96V78H93V79H95L97 82H99L98 84H99V86H96V87H100V85H101V88L103 89V88H107L106 90L104 89V91L105 92H107V94L105 95L104 93H102V94H104L103 96L104 97H101L100 95H102L101 93H100V95H99V98L97 99V98H95V97H93V98H95V99H97L98 100V102H97V100H95V99H93L92 97H88V96H86V98L85 99H87L86 101V103L84 102H82V104H80L81 103V101H85L84 99H83V92L84 91H86V89L87 88H89L91 85L92 86H94L95 85V80H94V82H92L91 81V83H89L88 85H84V84H82L81 85V87H79L78 89H76L75 87H74V85H76V83L75 84H73V85H71V86H66V88H65V85H63V87L65 88L64 90H63V88L62 89H59V87L61 86V85H59V82H60V80L58 79V81H56L57 79V77L55 78L56 80H55V82H53V83H55V84H52V83H50V84H52V85H50V87H49V89H51V90H47V91H50V93L46 96V95H44V96H42V94H44L46 91H45V89H48L47 88V86L48 85H45L46 87H44L43 85H41V88H42V86H43V88H45L44 89V91L43 92H41L40 91V87H38L39 89H38V92L37 91H35V90H37L36 89V87L38 86V85H36V87H35V90L34 91H32L33 90V88L34 87H32V89H28V87L30 86V84L28 83V87H26L24 90H26V91H28L29 92V90L30 91H32V92H30V93H28L27 94V92L25 93V91L24 90H21L20 92L18 91V93H20L19 95L21 96V94L23 95L21 98H17V96H16V94L14 95H12V93L14 92V91H16V89L20 86V88H18L19 90L21 89V84L19 85V83H18V87L16 88V89H13L12 91H8V93L6 94V95H8L9 94V92H10V94L9 95H12V96H9V97H12V98H14V96L16 97L15 99H13V100H15L14 101V103H13V105H14V108L12 109V111H11V113L10 112H8L10 115V117H9V120H8V122L5 124L6 126H0V134H2V131H5L6 129H13L14 130V132L16 133V132H18V133H21V135H22V131L23 132H26V131H28L27 133H29V131H31L32 132V130H37V129H53V131L55 130V129H57L56 131L58 132V135H56L55 137H54V139L52 138L50 141H47L46 139H41L42 141H40V144L38 143H36L37 145H41L42 147H44V146H46V149H43V150H46V152L48 151L49 152V150H47V147L49 146L50 147V145L49 144H55L56 145V147L59 149L57 152H56V157H53V159H46L45 157V161L43 160V164L42 165H40V167H42V168H40L39 170H37V171H39V173L37 172V174H35L36 175V177L38 176V174L40 175V173L42 174V173H45V172H48V171H52L53 172V174H51V175H48V176H46L45 177V179H49V180H51V181H59V180H61V177L62 176H66V178H67V180H68V178L69 179H71V182H72V179H75V173H73L72 171H74V170H76L77 171V173H76V178L78 177V180L79 179H82V178H80L81 176H83V173H86L87 172V170L89 169V168H94V166L95 167H97V169L95 168V171L96 170H98V166H102V167H105L104 168V171L102 170L101 171V174L100 175H98V176H100L99 178H101V179H99L98 177H97V175L93 178V176H92V179H90V177H89V181H86V183L83 185V186H79V185H81V181H80V184L78 185V187L80 188H78L77 189V187H76V189L77 190H79V194H82V196H83V198H81L82 200L80 201V202H77V203H72L73 201H65V202H62V206H61V208L59 207L58 209H54V211H50L49 212V214H48V216H47V214H45V216H47V218H48V223L43 227V229H39L40 230V232H38V234L36 235V236H34V237H30L31 239H27V238H25L23 241H22V239H20L19 241H20V243H17L16 241H18V240H16V241H13V242H16V243H13L12 242V244H8L7 245V247L5 248H1V250H0V264H40V262H38L39 261V257H40V255H38L39 253V251L37 250L36 252L33 250V246H35V243L37 244L38 242L39 243H41V242H44V241H47V240H49V239H52V238H54V237H56L55 235L57 234V235H59L58 233H62L63 234V230H60L59 228H60V226H58V228H57V226L56 225H54V223H55V220L54 221H52V223L53 224H51V223H49L51 220H50V218H52V217H54V218H56L57 219V215H59V216H64L65 215V217L66 218H68V220L70 219V221H71V219H77L76 221L78 222L77 224H75L74 222H76V221H73L72 223L74 224V227L76 228V226H77V230H81V229H83V230H86L85 232H84V234L82 233V234H75L74 235V232H73V234H72V232H67L66 233V231L64 232V233H66V236L68 237V238H70V237H72V239H71V241L73 242H75V244H76V247H77V250H78V252H77V250H74L75 252H77V255H78V257H77V260L79 259V258H81L80 259V261L81 262H86V264H87V260H89L90 258L89 257H91V254L93 253V254H98L99 252H97L98 250L97 249H99L100 250V248L102 247L103 248V246L104 245H106L103 249L105 250L106 249V247L107 246H109L110 247V249L112 248V249H116L115 248V246H117L116 245V243H118V245H123L124 246V244H123V242L125 243L126 242V245H127V248L129 247V249L130 248H132L133 246H132V244L134 245V243H133V240H137V243L136 244H138V242L140 241L142 244L144 243L145 245H146V248H148V247H153L152 249L154 250L155 248H159V249H157V252H159L158 250H160V252H162L161 250V248H163V250H165L166 249V251H167V248L168 247H171V246H169L170 244H168L169 243V241H171L172 239H174L171 235H170V231H171V229L169 230V228H172V227H169V226H171V225H174V226H176L175 225V222H173V220L171 219L172 217H170L171 215V213H172V211L174 212V210L173 209H175V208H167V207H169L171 204V206H173V204H175L176 205V203H174V202H176V198L175 199H173V197H172V194L174 195V192H172V194H171V196L170 197H172V198H169L170 200L171 199H173V200H175V201H170V202H172L171 204H170V202L169 201H167V199H168V197H169V193L167 194V191L166 190H164L163 189V187L161 186V185H169V183H171V182H169V179L171 178L170 177V174H169V177H168V173H165V171L164 170H162L163 168L166 170L167 169V167L165 168V166L166 165H164V163H160V164H156L155 162V164L153 165L151 162H150V164L148 165L147 164V166H145V165H143L144 167H142L141 169H139L138 168V170H140V171H137V173L135 172V176H131V175H133V174H131L132 173V170H134V169H136V168H134L133 169V167L134 166H136V165H138V164H136V161H137V159H135V158H132V157H135V151H136V149H143V150H145L144 148H147V147H150V146H152L151 148H155V147H158V149H161V150H164V149H166V150H168V148H172L173 150H174V152L173 153H171L170 154V156H173L174 158H178V159H180V160H182L181 162L183 163H187V168L186 169H184V167L182 168L183 170H187L189 173H191V174H194V173H196L198 176H199V178L198 179H200L201 180V182L202 183H204V186H208L209 185V183H211V181H212V183L213 182H216V179L218 178L216 175H214V173L213 174H211V175H209V174H207L208 173V171L209 170H211V168H214L213 167V165H212V167H210V165H211V161H210V163H209V161H207L208 159V157H206L205 155H201V154H198V152H200L201 153V151L203 150V145H202V143H203V140H205V139H207L208 138V134H201V136L199 137V138H196V140H195V142H194V144H196V142H198V143H201V146H202V148H200V147H195L196 145H193L192 146V144H184V141H183V143L182 142H180V140H181V138H179V137H182V134L179 136V134H178V136H177V138L175 139V138H173V137H175L176 135H177V133H179V131H177V130H179L178 128H175V126H176V124H177V121L178 120H182V119H187L188 120V118H189V120H191L190 118H192V120L193 121H195L196 122V125H198L199 126V123H201L202 124V120L203 119H205V118H208V117H211V118H215V117H220L221 119H223V117H222V115H221V113H217V112H211V114H206L207 112L208 113H210V111H207L206 113H204L203 111V115H202V118L200 119H198V117L197 118H195V119H193L194 117L193 116H195L196 117V113L197 112H199V111H201V106H202V104L201 103H203V106H204V102L207 104V102L206 101H204V100H209V99H212L211 97H212V88L213 87H215L216 88V90H218L217 88L219 87L218 85H221L220 84V82L221 83H223V81L224 82H226V83H224V84H226L225 85V87L227 86H229V85H232L233 84V81H236L237 79H238V75H236V76H231L230 74H228L229 72L231 73L232 71L234 72V71H238V70H240L241 68H244V63L242 62V61H240L237 57H233V56H236V55H233V56H229V50H230V47H228V46H226V45H222V43H219L218 41H217V34H216V36H214V33L213 34H210V38L207 40V47H205V48H202L201 46H200V44L198 45V42H196L195 40V45H194V48L193 49H188V48H190V46H188L187 44H182L183 43V40H182V42H179L178 40H176V39H170V42H169V45H168V47H167V49H166V52H165V50H164V53L163 54H161V55H159L158 54V56H157V54H156V56H157V59H155V60H153L152 58L153 57H151V54L153 55V54H155L157 51H159V45L160 44H154V45H151V46H149V47H147V45H145L144 46V48H143V45H144V43L145 42H148V43H150L149 41H150V38L154 35V33L155 32H157V34L159 33L158 31H162L163 32V30L162 29H159L158 31H155L153 28V30H151V32L149 31V27L147 28L148 29V32L147 31H145V28H144V30L142 29V23L141 24H138V22H136V20H135V23L137 24H135L134 23V21L133 20H131V19H129V18H126V20L125 19H123V20H125V22H126V24H127V28H126V30H123L122 28H123V20H120V18H119ZM69 17H71L70 15H69ZM108 17V16H107ZM127 17V16H126ZM200 17V16H199ZM259 17V16H258ZM29 18V17H28ZM49 18V17H48ZM52 18V17H51ZM61 18H62V16H61ZM74 18H75V16H74ZM96 18V17H95ZM182 18V19H181ZM193 18V17H192ZM215 18V17H214ZM256 18V17H255ZM58 19V18H57ZM60 19V18H59ZM71 19H73L72 17H71ZM106 19V20H105ZM118 19H119V21H122V23L121 22H119L118 21ZM181 19V20H180ZM47 21H48V19H46ZM49 20H50V18H49ZM69 20V19H68ZM95 20V19H94ZM97 20V19H96ZM95 20V21H96ZM149 20V19H148ZM147 20V22H149ZM185 20V19H184ZM184 20H182V21H184ZM188 20V19H187ZM39 21V20H38ZM42 21V20H41ZM52 21H54V20H51L50 21V23L52 22ZM54 21V22H55ZM180 21V22H179ZM211 21V20H210ZM258 21V20H257ZM45 22V21H44ZM59 22V21H58ZM61 22H63L62 20H61ZM60 22V23H61ZM73 22V21H72ZM96 22V23H97ZM151 23H152V21H150ZM153 22H155V21H153ZM178 22L180 23V24H178ZM35 23V22H34ZM53 23V22H52ZM64 23H67V22H63V23H61V25H63ZM69 23V22H68ZM83 23V22H82ZM81 23V24H82ZM85 23V22H84ZM90 23V22H89ZM117 23H118V26H117ZM47 24H49V23H47ZM119 24H120V27H119ZM135 24V25H134ZM154 24V23H153ZM35 25V24H34ZM45 23H44V27H45ZM52 25V24H51ZM70 25V24H69ZM83 25V24H82ZM88 25V24H87ZM95 25H97V24H95ZM100 25V24H99ZM174 25V26H173ZM208 25H211V24H208ZM37 26H39V25H37ZM60 26V25H59ZM66 26V25H65ZM62 27L63 28V31H62V28H61V31H62V35H61V33L60 32H58L59 31V29L58 28H56V24H54V25H52L51 26V28L53 27L54 28V30H55V35H56V33L58 32V33H60L59 34V37L60 36H64V35H70L71 33L70 32H68L67 33V29H66V27ZM156 26V25H155ZM161 26V25H160ZM190 26V25H189ZM15 26H13V28H14ZM17 27V26H16ZM42 27V26H41ZM40 27V28H41ZM58 27V26H57ZM92 27V26H91ZM99 27V26H98ZM122 27V28H121ZM145 27V26H144ZM147 27V26H146ZM177 27V28H178ZM207 27V26H206ZM211 27V26H210ZM209 27V28H210ZM263 27V26H262ZM12 28V29H13ZM46 28V30H48L49 29V31H50V26H48L47 25V27H45ZM44 28V29H45ZM79 28H82V27H79ZM79 28H77V29H79ZM83 28H85V25H84V27ZM97 28V27H96ZM100 28H102V26L100 27ZM155 29H156V27H154ZM167 28V29H166ZM218 28V27H217ZM216 28V29H217ZM234 28V27H233ZM257 28V27H256ZM10 29V28H9ZM8 29V30H9ZM56 29H58V31L56 30ZM86 29H88V28H86ZM85 29V30H86ZM98 29V28H97ZM103 29V28H102ZM106 29L104 28V30L106 31ZM146 29V30H147ZM36 30H37V28H36ZM42 30V29H41ZM53 30V31H54ZM93 30H94V28H93ZM117 30H119V32H117ZM120 30H123V31H120ZM143 30V31H142ZM230 30V29H229ZM257 30H259L258 28H257ZM260 30H261V27H260ZM52 31V30H51ZM66 31V32H65ZM76 33H79V32H77L76 30H74ZM83 31H84V29H83ZM116 31V32H115ZM144 33V35H142V32ZM216 31V30H215ZM223 31H224V29H223ZM244 31V30H243ZM242 31V32H243ZM7 32V31H6ZM42 32V31H41ZM174 32V31H173ZM191 32V31H190ZM220 32V31H219ZM257 32V31H256ZM36 33V32H35ZM43 33V32H42ZM44 33H46V32H44ZM70 33V34H69ZM75 33V34H76ZM88 33V32H87ZM95 33V32H94ZM100 33V32H99ZM99 33H98V35H99ZM111 33V34H112ZM146 33H148L147 35H146ZM179 33V32H178ZM216 33H218V32H216ZM226 33H228V32H226ZM246 33V32H245ZM249 33V32H248ZM13 34V33H12ZM11 34V35H12ZM81 34H84L83 32L81 33ZM103 34V33H102ZM107 34H108V32H107ZM176 34V33H175ZM190 34V33H189ZM220 34V33H219ZM230 34V33H229ZM240 34V33H239ZM6 35V34H5ZM47 35V34H46ZM80 34H78V36H79ZM104 35V34H103ZM102 35V36H103ZM177 35V34H176ZM236 35V34H235ZM253 35V34H252ZM56 36H58V34L56 35ZM72 36V35H71ZM71 36H69V37H67V38H70ZM81 36V35H80ZM83 36V35H82ZM90 36H92V35H89V37ZM112 36V37H113ZM116 36H118V35H116ZM145 36H147V37H145ZM192 36V35H191ZM230 36V35H229ZM242 36H243V33H242ZM12 37V36H11ZM15 37V36H14ZM27 37V36H26ZM73 37H76V38H78L77 37V35L76 36H74V33H73ZM73 37H71V39L73 38ZM87 37V36H86ZM85 37V38H86ZM93 38H94V40H92V41H90V43H95L94 41H95V37L94 36H92ZM103 37H105V36H103ZM103 37H102V39H103ZM112 37H110V39H113ZM142 37V38H141ZM183 37V36H182ZM184 37H186V36H184ZM227 36H225V38H226ZM233 37V36H232ZM67 38H65L64 37V39H66V40H68ZM96 38H98V37H96ZM172 38V37H171ZM177 38V37H176ZM27 39V38H26ZM70 39V40H71ZM74 39V38H73ZM84 39V38H83ZM90 39H92L91 37L89 38V40ZM109 39V38H108ZM152 39V38H151ZM219 39V38H218ZM7 40V39H6ZM8 40H11V39H8ZM58 39H56V41H57ZM60 40V39H59ZM76 40V39H75ZM74 40V41H75ZM79 40L82 42V43H86L87 41H89L88 40V37L86 38V39H84V40H81L80 38H79ZM119 40V41H118ZM206 40V39H205ZM251 40V39H250ZM61 41H62V39H61ZM73 41V42H74ZM79 41V42H80ZM100 41V40H99ZM114 41V42H115ZM152 41V40H151ZM181 41V40H180ZM221 41V40H220ZM240 41H242L243 42V40H240ZM255 41V40H254ZM259 41H260V39H259ZM10 42V41H9ZM54 42V41H53ZM63 42V41H62ZM71 42V41H70ZM76 42V43H75ZM74 42V44H78L79 42H77V41H75ZM80 42V44H82ZM119 42V43H118ZM157 42V41H156ZM257 42V41H256ZM11 43V42H10ZM41 43V42H40ZM65 43V42H64ZM72 43V42H71ZM185 43V42H184ZM226 43V42H225ZM224 43V44H225ZM255 43V42H254ZM7 44H9V43H7ZM87 44V43H86ZM89 44V43H88ZM98 44V43H97ZM106 44V45H105ZM193 44V43H192ZM230 44V43H229ZM14 45V44H13ZM16 45V44H15ZM55 45V44H54ZM53 45V46H54ZM68 45V44H67ZM79 45V44H78ZM78 45H76L77 46V48H78ZM95 45V44H94ZM93 45V46H94ZM99 45V44H98ZM97 45V46H98ZM231 45V44H230ZM234 45V44H233ZM249 45H251V44H249ZM253 45V44H252ZM80 46V45H79ZM82 46V45H81ZM85 46V45H84ZM135 46H137L139 49V54H141V55H139V57L140 58H138L137 56H136V60H138V61H134L133 59H131V60H133V62H135V63H133L130 59H128V56H127V54H129V56H130V52H128V50L131 48V47H135ZM167 46V43H166V45H165V47ZM213 46L214 47H216L215 49V51H214V48H213ZM242 46V45H241ZM240 46V47H241ZM55 47H57V46H55ZM60 47V46H59ZM67 47H69V46H67ZM250 47V46H249ZM19 48V47H18ZM63 48H66V47H63ZM88 48H90L89 47V45H88ZM87 48V49H88ZM136 48V47H135ZM242 48V47H241ZM70 49V48H69ZM99 50H100V48H98ZM181 49H188V50H191L190 52H192V53H194V52H196V51H202L203 52V54H200V58L199 59H197V63L195 64V65H193V63H192V58H191V55H187V53L188 54H190L189 52H187V53H185L184 52V50L183 51H181ZM264 49V48H263ZM19 50V49H18ZM66 50V49H65ZM81 50V49H80ZM241 50V49H240ZM243 50V49H242ZM241 50V51H242ZM2 51V50H1ZM87 51V50H86ZM91 51V50H90ZM186 51V50H185ZM238 51V50H237ZM83 52V51H82ZM111 52H113V53H111ZM114 52H116V54H114ZM137 52V51H136ZM181 52H182V54H181ZM231 52V51H230ZM3 53V52H2ZM67 53V52H66ZM78 53V52H77ZM77 53L75 54L74 53V55H77ZM88 53V52H87ZM109 53H111L112 55H109ZM181 55H180V54ZM197 53V52H196ZM210 53V54H209ZM237 53V52H236ZM239 53V52H238ZM1 54V53H0ZM63 54H65V53H63ZM62 54V55H63ZM79 54V53H78ZM81 54V53H80ZM85 54V53H84ZM197 54H199V53H197ZM2 55V54H1ZM51 55V54H50ZM54 55V54H53ZM86 55H88V54H86ZM107 55H109V59L107 58L108 56ZM136 55V54H135ZM134 55V56H135ZM209 55H211L210 57H209ZM239 55V54H238ZM252 55V54H251ZM58 56V55H57ZM89 56V55H88ZM107 56V57H106ZM112 56V57H111ZM155 56V57H156ZM180 56V57H179ZM203 56H208L207 58H204L203 59ZM44 57V56H43ZM69 57V56H68ZM107 58L108 60H107V62H104L105 60H103L104 58ZM110 57H111V59H110ZM262 57V56H261ZM47 58V57H46ZM46 58H44V59H46ZM51 58V57H50ZM58 58L59 59H57V58H54V60H53V62L57 59V61L59 60V61H61V63H62V59H64V58H62V57H59L58 56ZM62 58V59H61ZM67 57H65V59H66ZM90 58V57H89ZM130 58V57H129ZM134 58V57H133ZM248 58V57H247ZM64 59V60H65ZM78 59V58H77ZM127 59H128V62H127ZM135 59V58H134ZM41 60H42V58H41ZM63 60V61H64ZM74 60V59H73ZM82 60V59H81ZM86 60V59H85ZM110 60V61H109ZM47 61V60H46ZM57 61H55V62H57ZM77 61V60H76ZM79 61V60H78ZM129 61H131V62H129ZM194 61V60H193ZM247 61H249L248 59H247ZM255 61H257V60H255ZM254 61V62H255ZM259 61H261V60H259ZM50 63V62H52L51 60L49 61V59H48V61H47V63ZM52 62V63H53ZM65 62V61H64ZM68 62V61H67ZM82 62V61H81ZM88 62V61H87ZM92 62V63H91ZM104 62V63H103ZM246 62V61H245ZM253 62V63H254ZM44 63H45V61H44ZM78 63V62H77ZM251 63V62H250ZM2 64V63H1ZM41 64V63H40ZM54 64L55 63H53V65H52V67L54 66ZM58 64V63H57ZM68 64V63H67ZM72 64V63H71ZM255 64V63H254ZM3 65V64H2ZM43 65V64H42ZM62 65H63V63H62ZM79 65V64H78ZM85 65V64H84ZM44 66V65H43ZM50 66V65H49ZM68 66H69V64H68ZM85 66H87V65H85ZM133 66H135L136 68H140L139 70L140 71H137L138 69H136L135 70V67L133 68ZM256 66V65H255ZM45 67H47L48 68V66H45ZM51 67V68H52ZM59 67V66H58ZM57 67V68H58ZM64 67V66H63ZM70 67H72V66H70ZM88 67V66H87ZM86 67V68H87ZM93 67V66H92ZM56 68V69H57ZM68 68V67H67ZM89 68V67H88ZM95 68V67H94ZM41 69V68H40ZM53 69V68H52ZM51 69V70H52ZM59 69H60V67H59ZM65 69H66V66H65ZM65 69H64V71H65ZM69 70H70V68H68ZM73 69H74V67H73ZM73 69L71 70V72L73 71ZM248 69V68H247ZM250 69V68H249ZM258 69V68H257ZM260 69V68H259ZM258 69V70H259ZM77 70V69H76ZM94 70V69H93ZM92 70V71H93ZM254 70V69H253ZM261 70V69H260ZM38 71V70H37ZM68 71V70H67ZM79 71V70H78ZM83 71H85V70H83ZM87 71V70H86ZM97 71V70H96ZM95 71V72H96ZM137 71V72H136ZM162 71H164V72H162ZM245 71V70H244ZM247 71V73H248V70H246ZM255 71H256V68H255ZM60 72V71H59ZM89 72V71H88ZM92 72V73H94V74H92V77L93 76H95V74L96 73H98V72ZM99 72V73H100ZM243 72V71H242ZM241 72V73H242ZM56 73V72H55ZM69 73V72H68ZM83 73V72H82ZM90 73V72H89ZM157 73H159L158 75H157ZM252 73H254V72H252ZM53 74V73H52ZM57 75V74H56ZM88 75V74H87ZM241 75V74H240ZM250 75V73L248 74V76ZM252 75H254V74H252ZM251 75V76H252ZM25 76V75H24ZM257 76V75H256ZM92 77L90 76V78L92 79ZM96 77V76H95ZM22 78H23V76H22ZM64 78V77H63ZM81 78V77H80ZM83 78V77H82ZM252 78V77H251ZM92 79V80H93ZM247 79L249 80L248 81V83L250 82V77L248 78H246V81H247ZM26 80V79H25ZM38 80V79H37ZM40 80V79H39ZM46 80V79H45ZM53 80V79H52ZM64 80V79H63ZM72 80V79H71ZM86 80V79H85ZM19 81L21 82V81H23L22 83H23V85H22V87L24 88V85H25V81H24V79L23 80H20L19 79ZM31 81H33V80H31ZM44 81V80H43ZM47 81H48V79H47ZM84 81V80H83ZM27 82H30V80L29 81H27ZM26 82V83H27ZM52 82V81H51ZM64 82H65V80H64ZM72 82V81H71ZM72 82V83H73ZM78 82H79V79H78ZM85 82V81H84ZM90 82V81H89ZM252 82V81H251ZM250 82V83H251ZM5 83V82H4ZM14 83V82H13ZM36 83V82H35ZM68 83V82H67ZM71 83V84H72ZM80 83V82H79ZM78 83V84H79ZM211 83V84H210ZM247 83V84H248ZM255 83H257V82H255ZM0 84H1V82H0ZM87 84V83H86ZM207 84H210V85H214V86H210V88L211 89H208V92H204V91H202V92H204V93H202L200 96L199 95H197L198 97L197 98H195L194 97V93H195V95H196V92L197 91H199V90H197V89H199V88H202V87H205V85L207 86ZM3 85V84H2ZM6 85H8V84H6ZM10 86H11V84H10ZM15 86V85H14ZM25 86H27V85H25ZM91 86V87H92ZM218 86V87H217ZM233 86V85H232ZM13 87V86H12ZM242 87V86H241ZM240 87V88H241ZM250 87V86H249ZM247 88L248 89V91L247 90H243L242 92H243V97L245 96L246 97V99H248L247 97H249V95H248V92L250 93L251 91H249L251 88ZM22 88V89H23ZM31 88V87H30ZM42 88V89H43ZM95 88V87H94ZM101 88H99V90H101ZM219 88H221V87H219ZM243 89H244V85H243V87H242ZM242 88H241V90H242ZM5 89V88H4ZM10 89V88H9ZM98 89V88H97ZM223 89V88H222ZM7 90V89H6ZM59 90H62V91H59ZM98 90V91H99ZM197 90V91H196ZM209 90H211V91H209ZM214 90V89H213ZM216 90L214 91V93H216ZM252 90V89H251ZM254 90V89H253ZM256 90V89H255ZM16 91V92H17ZM22 91L24 92V94L22 93ZM40 91V92H39ZM95 91V90H94ZM196 91V92H195ZM206 91V90H205ZM224 91H226V90H224ZM230 91H233L232 89H230ZM229 90H228V92H230ZM15 92V93H16ZM93 92V91H92ZM100 92H102V91H100ZM221 92V91H220ZM227 92V93H228ZM253 92V91H252ZM1 93H2V91H1ZM17 93V94H18ZM198 93V92H197ZM212 93V94H211ZM259 93V92H258ZM46 94V93H45ZM83 94V95H82ZM92 94V93H91ZM210 94H211V97H210ZM224 94V93H223ZM2 95V94H1ZM79 95H80V97H79ZM82 95V96H81ZM86 95H87V93H86ZM95 95V94H94ZM214 95V94H213ZM217 95H219V94H217ZM217 95H215V96H217ZM222 95V94H221ZM257 95V94H256ZM19 96V97H20ZM106 96V97H105ZM208 96V97H207ZM215 96H213V97H215ZM220 96V95H219ZM223 96V95H222ZM221 96V97H222ZM9 97H8V99H9ZM82 97V98H81ZM84 97H85V95H84ZM229 97V96H228ZM237 97V96H236ZM256 97V96H255ZM6 98H7V96H6ZM75 98H79V99H75ZM90 98H91V100H90ZM103 98V99H102ZM193 98H195V99H193ZM219 98V97H218ZM257 98H258V95H257ZM75 99V100H74ZM88 99L90 100L89 102H88ZM93 99V100H92ZM102 99V100H101ZM220 99V98H219ZM241 99V98H240ZM2 100H4V98H2ZM11 100V99H10ZM99 100H100V102H99ZM194 100V101H193ZM213 100H214V98H213ZM218 100V99H217ZM222 100V99H221ZM226 100V99H225ZM232 100V99H231ZM231 100H230V102H231ZM191 101H192V103H191ZM202 101H204V102H202ZM244 101V100H243ZM13 102V101H12ZM11 102V103H12ZM228 102V101H227ZM226 102V103H227ZM251 101H249V104L251 105V103H250ZM10 103V102H9ZM211 103V102H210ZM223 103V102H222ZM245 103V102H244ZM243 103V104H244ZM242 104V103H241ZM247 103H245V105H246ZM8 105V104H7ZM11 105V104H10ZM208 105V104H207ZM240 105V104H239ZM264 105V104H263ZM6 106V105H5ZM4 106V107H5ZM65 106V107H64ZM213 106V105H212ZM220 106V105H219ZM222 106V105H221ZM228 106V105H227ZM226 106V107H227ZM233 106V105H232ZM237 106V105H236ZM249 106V105H248ZM252 106V105H251ZM251 106H249V107H251ZM12 107V106H11ZM207 107V106H206ZM210 107H211V105H210ZM223 107V106H222ZM229 107H231V106H229ZM243 107V106H242ZM241 107V108H242ZM196 108V109H195ZM209 108V107H208ZM245 108H247V107H245ZM195 109V111H197V109H199V111H197L196 113L193 111ZM203 109L206 111V108L205 107H203ZM221 109V108H220ZM217 110V109H216ZM219 110V109H218ZM223 110V109H222ZM245 110V109H244ZM257 111V110H256ZM227 112V111H226ZM231 112V111H230ZM236 112V111H235ZM248 112V111H247ZM251 112V111H250ZM7 113V114H8ZM195 113V114H194ZM200 112L199 113H197V114H201ZM240 113V112H239ZM223 114V113H222ZM232 114V113H231ZM238 114V113H237ZM236 114V115H237ZM220 115V116H219ZM224 115H226V114H224ZM240 115V114H239ZM238 115V116H239ZM253 115V114H252ZM1 116V115H0ZM190 116H192V117H190ZM201 116V115H200ZM249 116V115H248ZM4 117H6V116H4ZM6 118H8V117H6ZM5 118V119H6ZM133 118H135L136 120H138L137 122H135V123H133L132 121L134 120ZM182 118V119H181ZM220 118H219V120L217 119V121L219 122L220 121ZM133 119V120H132ZM237 119V118H236ZM4 120V119H3ZM5 121V120H4ZM176 121V124L174 123ZM205 121H207V120H205ZM223 121V120H222ZM240 121V120H239ZM2 122V121H1ZM0 122V123H1ZM122 123H126V125H127V123L129 124H132L133 123V125H130L129 126V130L128 131H131V133H130V135H126L127 136V138L125 139L126 141L125 142H127V144H128V147H126L125 149H123L122 151H120L119 153H117L114 157H111L110 155H107V150H113L114 151V147L116 148V146L118 145V144H120L118 141H116L113 137V140H114V142H112L111 140H112V138L110 137V136H108L109 138H111V142H110V144H109V146H107L106 144H101L102 142L100 141V140H95L94 142H90L89 141V139H91V138H89V136H88V134H91V132H93L94 133V131H96L97 129H109V128H115L116 129V127L118 128L119 126H121L120 124H122ZM137 123H139L138 124V127L137 126H134V124L135 125H137ZM165 123V124H164ZM186 125H188V124H190V122L187 124V122H184ZM198 123V124H197ZM205 124H207V125H209L210 123L209 122H204ZM204 123L202 124V125H204ZM219 123H221V122H219ZM223 123V122H222ZM123 124V125H124ZM191 124H194V123H192L191 122ZM200 124V126L201 127H203V129L204 128H206L205 126H202ZM234 124V123H233ZM119 125V126H118ZM185 125V126H186ZM195 125V126H196ZM211 125V124H210ZM189 126H191V125H189ZM216 126H218V125H216ZM216 126H214V127H216ZM224 126V125H223ZM230 126V125H229ZM136 127V128H135ZM179 127V126H178ZM192 127V128H191ZM191 127H189V128H187L186 130H188L189 129V131L191 132L192 130L191 129H195V131H196V128L197 127H194L193 125L191 126ZM213 127V126H212ZM198 128H200V127H198ZM219 129H221L220 127H218ZM136 129H138V130H136ZM185 129V128H184ZM183 129V130H184ZM194 129H193V132H194ZM210 129V128H209ZM218 129V130H219ZM232 129V128H231ZM13 130L11 131V132H13ZM34 131V132H36L37 133V131ZM176 130V131H175ZM198 130H200V129H198ZM206 130V129H205ZM56 131H55V133H56ZM103 131V130H102ZM104 131H106V130H104ZM109 131H112V130H109ZM228 131V130H227ZM14 132L13 133H11L12 135L14 134ZM30 132V133H31ZM39 132H41V134L43 133L41 130L39 131ZM39 132H38V134H39ZM108 132V131H107ZM107 132H105V134H103L102 132V136L104 135V136H106V135H109V134H112L111 132L109 133V134H106ZM113 132V131H112ZM115 132V131H114ZM138 132H140L142 135V137L139 139L138 138V141H136V140H134L136 137H137V135H140V133L138 134ZM175 132H177L176 133V135H175ZM188 132V131H187ZM197 132V131H196ZM196 132H194V133H196ZM199 132V131H198ZM223 132V131H222ZM4 133V132H3ZM5 133H6V131H5ZM18 133H16V134H18ZM48 132H46V134H47ZM194 133H191L189 136H192V134H194ZM203 133V132H202ZM238 133V132H237ZM24 134V133H23ZM98 134H99V132H98ZM189 134V133H188ZM187 134V135H188ZM222 134V133H221ZM230 134V133H229ZM4 134H2V136H3ZM32 135V134H31ZM44 135V134H43ZM48 135V134H47ZM94 135V134H93ZM112 135H114V134H112ZM175 135V136H174ZM200 135V134H199ZM1 136V135H0ZM5 136V135H4ZM3 136V137H4ZM27 135H25V137H26ZM45 136L46 135H44V138H45ZM49 136V135H48ZM53 136V135H52ZM136 136V137H135ZM183 136H185V140H186V135L185 134H183ZM218 136V135H217ZM224 136V135H223ZM14 137V136H13ZM12 137V138H13ZM19 137V136H18ZM18 137H17V139H18ZM22 137H23V135H22ZM29 137V136H28ZM39 137V136H38ZM47 137V136H46ZM50 137V136H49ZM122 137V136H121ZM194 137V136H193ZM198 137V136H197ZM7 138V137H6ZM94 138H95V136H94ZM97 138V137H96ZM108 138V139H109ZM116 138V137H115ZM179 138V139H178ZM190 138V137H189ZM5 139V138H4ZM37 139V138H36ZM158 141H157V140ZM183 139V140H184ZM188 139V138H187ZM198 139V140H197ZM209 139V138H208ZM212 139V138H211ZM210 139V140H211ZM216 139V138H215ZM222 139V138H221ZM106 140V139H105ZM121 140V139H120ZM53 141V142H52ZM135 141V142H134ZM157 141V142H156ZM211 141H213V140H211ZM227 141V140H226ZM2 142V141H1ZM3 142H6V141H4L3 140ZM11 142H13V141H11ZM17 142V141H16ZM27 142V141H26ZM121 142V141H120ZM122 142H123V140H122ZM138 142V143H137ZM216 142V141H215ZM223 142V141H222ZM9 143V142H8ZM14 143V142H13ZM24 144H25V142H23ZM30 143V142H29ZM28 143V144H29ZM135 143V144H134ZM207 143V142H206ZM10 144V143H9ZM15 144V143H14ZM13 144V145H14ZM34 144V143H33ZM53 144V145H54ZM122 144H124V143H122ZM122 144H121V146H122ZM213 144V143H212ZM2 145V144H1ZM216 145V144H215ZM8 146H11V145H8ZM24 146V145H23ZM33 146V145H32ZM120 146V147H121ZM154 146V147H153ZM180 146V147H179ZM200 146V145H199ZM20 147H21V145H20ZM28 147V146H27ZM31 147V146H30ZM48 147V149H50ZM52 147V146H51ZM26 148V147H25ZM34 148H36V147H34ZM37 148H39V146H37ZM54 150L56 149L55 148V146L54 147H52ZM150 148V149H151ZM216 148V147H215ZM11 149V148H10ZM27 149V148H26ZM33 149V148H32ZM53 149H52V152H53V154H55L54 152L57 150H55V151H53ZM117 149H118V147H117ZM121 149V148H120ZM42 150V151H43ZM148 150V149H147ZM176 150V151H175ZM224 150V149H223ZM26 151V150H25ZM29 151H31V150H29ZM41 151V150H40ZM138 151V150H137ZM194 151V152H193ZM206 151V150H205ZM226 151V150H225ZM44 152V151H43ZM107 152V153H106ZM139 152V151H138ZM149 152V151H148ZM156 152V151H155ZM204 152V151H203ZM26 153V152H25ZM35 153V152H34ZM37 153H39V151L37 152ZM33 154V153H32ZM41 152L39 153V155L41 156ZM110 154V153H109ZM114 154V153H113ZM141 154V153H140ZM146 154H148L149 155V153H146ZM145 154V155H146ZM153 154V153H152ZM151 154V155H152ZM155 154V153H154ZM210 154V153H209ZM47 155H49V154H47ZM134 155V156H133ZM137 155V154H136ZM141 155H143V154H141ZM144 155V156H145ZM139 156V155H138ZM155 156H156V154H155ZM154 156V157H155ZM216 156V155H215ZM37 157V156H36ZM43 157V156H42ZM47 157H49V156H47ZM137 157V156H136ZM147 157V156H146ZM149 157H152L153 158V156H148V158ZM157 157L158 158H160L159 156H158V154H157ZM223 157V156H222ZM38 158H40V157H38ZM51 158V157H50ZM163 158V157H162ZM161 158V159H162ZM166 158V157H165ZM212 158V157H211ZM155 160L157 159V158H154ZM213 159V158H212ZM228 159H229V157H228ZM38 160V159H37ZM130 160H132V162L130 161ZM165 160V159H164ZM167 160H169V159H167ZM172 160V159H171ZM133 161H135V162H133ZM163 161V160H162ZM224 161V160H223ZM227 161V160H226ZM34 162V161H33ZM131 162V163H130ZM140 161H138L137 163H139ZM166 162V161H165ZM228 162V161H227ZM39 163H40V161H39ZM177 163H179V162H177ZM176 163V164H177ZM35 164V163H34ZM167 164V163H166ZM171 164V163H170ZM213 164V163H212ZM164 166L163 168L161 167V166ZM37 166H39V165H37ZM140 166V165H139ZM182 166H186V165H182ZM182 166H180V167H182ZM224 166H226V165H224ZM99 168V169H103V168ZM138 167V166H137ZM176 168V167H175ZM179 169H181V168H179ZM215 169V168H214ZM90 170V169H89ZM88 170V171H89ZM160 170H162L161 171V173H160V175H158V176H154L153 177V175L154 174H156V173H159L160 172ZM135 171V170H134ZM133 171V172H134ZM164 171V172H163ZM177 170H175V171H173L174 173L176 172ZM187 171H185L186 173H188ZM102 172H103V174H102ZM140 172V173H139ZM167 172V171H166ZM194 172V173H193ZM213 172V171H212ZM100 173V172H99ZM139 173V174H138ZM170 173V172H169ZM183 173V175L182 176H184V172H182ZM185 173V174H186ZM96 174H98L97 172H96ZM173 174V173H172ZM218 174V173H217ZM35 175L32 177L33 179H36L35 178ZM85 175V174H84ZM87 175V174H86ZM102 175V176H101ZM130 175V176H129ZM196 175V176H197ZM52 176H54L55 178H53ZM174 175H172V177H173ZM187 176V175H186ZM186 176H184L182 179H184V178H188V176L186 177ZM190 176H192V175H190ZM194 176V175H193ZM126 177H128V178H126ZM129 177H131V178H129ZM133 177V178H132ZM177 177V176H176ZM38 178H39V176H38ZM37 178V180H38V184H39V179ZM65 178V179H66ZM169 178V179H168ZM174 178V177H173ZM173 178H171L172 180H173ZM195 178V177H194ZM85 179V178H84ZM96 179H99V180H96ZM192 179V178H191ZM196 179V178H195ZM37 180H34L35 182L37 181ZM49 180H47V181H49ZM64 180V179H63ZM78 180H76V181H78ZM88 180V179H87ZM96 180V181H95ZM171 180V181H172ZM180 180V179H179ZM193 180V179H192ZM191 180V181H192ZM215 180V181H214ZM95 181V182H94ZM186 181V180H185ZM22 182V181H21ZM20 182V183H21ZM32 183H35V182H33V181H31ZM62 182V181H61ZM169 182V183H168ZM182 182V181H181ZM198 182V181H197ZM36 183V184H37ZM56 183H58V182H56ZM73 183V182H72ZM74 183H75V181H74ZM83 183V182H82ZM193 183V182H192ZM161 184V185H160ZM194 184V183H193ZM45 185V184H44ZM76 185V186H77ZM159 185V186H158ZM181 185H183V184H181ZM199 185V184H198ZM200 185H202L201 183H200ZM36 186V185H35ZM73 186V185H72ZM157 186H158V188H157ZM37 187V189H38V187L39 186H36ZM35 187V188H36ZM170 187V186H169ZM20 188V187H19ZM164 188H166L165 186H164ZM172 188V187H171ZM171 188H168V189H171ZM39 189H40V187H39ZM41 189H43V187L41 188ZM173 189H175V188H173ZM177 189V188H176ZM175 189V190H176ZM181 189V188H180ZM202 189H204V187L202 188ZM44 190V189H43ZM152 190V191H151ZM154 190H156V191H154ZM172 190V189H171ZM119 191V192H118ZM121 191V192H120ZM147 191H149V193L147 192ZM159 192V193H157L158 194V196L160 195V198L158 199V203L156 202V200H154V202H151V200H149V198H147V200H149V202L148 201H146L145 200V203H144V205L142 204V203H140L139 201H138V204L140 203V205H137V206H140V208H131V207H129V208H131V210H129V214H126L127 215V219L125 218V216L126 215H121V217L122 218H120V217H116V216H112L111 214L112 213H110L109 211H111L112 210V208H111V206H110V208H111V210L109 209V206H108V202H109V204L111 205V201L113 200V197L116 195L117 196V194H118V196H120V194L123 196L124 194H122V193H125L126 194V196L124 197V198H127L128 199V201L130 200H132L134 197H135V195L137 196V195H139V197L141 196L142 197V195H140V194H146V193H148V194H150V192ZM174 191V190H173ZM208 191V190H207ZM70 192V191H69ZM78 192V191H77ZM118 192V193H117ZM175 192H177V191H175ZM137 193H140V194H137ZM180 193V192H179ZM165 195V197H163ZM168 197H167V196ZM80 196V195H79ZM86 198H85V197ZM115 196V197H116ZM144 196V195H143ZM175 196V195H174ZM51 197V196H50ZM56 197V196H55ZM59 197V196H58ZM57 197V198H58ZM67 197V196H66ZM57 198H53V201H54V203H55V200H56V202H58L59 201V198L57 199ZM165 198V199H164ZM167 198V199H166ZM198 198V197H197ZM197 198H196V200H197ZM72 199V198H71ZM85 199V200H84ZM117 199V198H116ZM120 199V198H119ZM117 199L118 201H120V200H122V199ZM127 199H125V200H127ZM161 199H164V204L166 203V204H168V205H165V206H167L165 209L166 210H164L163 209V207H165L163 204H161V201H159V200H161ZM58 200V201H57ZM84 200V201H83ZM125 200L123 201V202H125ZM140 200H143V198L142 199H140ZM189 200V199H188ZM199 200V199H198ZM129 201V202H130ZM46 202V201H45ZM50 202H52V201H50ZM113 202H115V200L113 201ZM135 202V200L134 201H131V203H134ZM142 202V201H141ZM144 202V201H143ZM156 202V205L158 204L159 205V207L162 205V212L160 211V210H158L159 209V207H157V206H155L154 205V203ZM160 202V203H159ZM72 205H71V204ZM136 203V202H135ZM134 203V205H136ZM163 203V202H162ZM181 203V204H180ZM180 203H177L178 205H182V203L183 202H180ZM185 203V202H184ZM184 203H183V206H184ZM192 203V202H191ZM107 204V208L109 209L108 210V212H109V214H110V216H112L113 218L115 217L116 219L115 220H117V219H119L118 221H116V222H120L121 223V220L124 218V219H126L127 220V225L126 226H128V228L127 229H124L123 228V226H122V223H121V225L119 224V223H116V224H118L119 226H117V227H114V225L113 224H111V223H114L115 221H114V219H112V220H110L111 219V217L110 216H104V215H106V214H108V213H106L105 212V210H103V209H101V210H103V211H101V212H103V213H106V214H103V219L105 220V224H106V227H108L107 225H111V228H109V230H112V231H109V230H107V228L105 227V230L103 229V227H104V225H103V221L104 220H102V222H101V219L99 220V218H97V219H93L92 217H93V215L95 214L94 212L99 208V210H100V207H101V205L103 206V205H106ZM141 204H142V206H141ZM170 204V205H169ZM186 204V203H185ZM112 205H117V204H115V203H113ZM174 205V206H175ZM187 205V204H186ZM218 205V204H217ZM170 206V207H171ZM190 206V205H189ZM104 207V206H103ZM106 207H104L106 210H107V208ZM113 207V206H112ZM155 207H157V208H155ZM116 208V207H115ZM115 208H113V209H115ZM119 208V207H118ZM117 208V209H118ZM124 208V207H123ZM161 208V207H160ZM181 208V207H180ZM179 208V209H180ZM39 209V208H38ZM157 209V210H156ZM177 209V208H176ZM178 209V210H179ZM37 210V209H36ZM153 210V211H152ZM155 210V211H154ZM177 210V211H178ZM38 211V210H37ZM115 211V210H114ZM150 211H152L151 213H150ZM158 213H157V212ZM188 211H189V209H188ZM187 211V212H188ZM100 212V211H99ZM98 212V210H97V213H99ZM112 212H113V210H112ZM116 212V211H115ZM156 213V214H152V213ZM184 212V211H183ZM186 212V211H185ZM91 213H93V215L91 214ZM96 213V214H97ZM114 213V212H113ZM150 213V214H149ZM175 213V212H174ZM174 213H172V214H174ZM61 214H63V215H61ZM92 215V217H91V215ZM95 214V215H96ZM176 214H178V212H176ZM179 214H181L180 212H179ZM218 214V213H217ZM98 215V214H97ZM114 215H116V214H114ZM141 215H143L142 216V218H141ZM184 215V214H183ZM44 216V217H45ZM91 217V219L92 220H90V217ZM120 216V215H119ZM140 216V217H139ZM173 216V215H172ZM190 216V215H189ZM43 217V216H42ZM43 217V218H44ZM95 217V216H94ZM105 217V218H104ZM108 217H109V219H108ZM178 217H180L181 218V216H178ZM178 217L176 218V219H178ZM46 218V219H47ZM65 218V219H66ZM96 218V217H95ZM175 218V217H174ZM185 218V217H184ZM187 218V217H186ZM199 218V217H198ZM60 219V218H59ZM107 219H108V221L110 220V221H114V222H111V223H108L107 222ZM121 219V220H120ZM44 220V219H43ZM42 220V221H43ZM50 220V221H49ZM53 220V219H52ZM68 220H66V221H68ZM126 220H122V222L123 223H125V221ZM180 220V219H179ZM57 221V220H56ZM91 221H93V222H91ZM109 221V222H110ZM41 222V221H40ZM44 222V221H43ZM43 222H41V226L43 225ZM174 224H173V223ZM46 223V221L44 222V224ZM68 223V222H67ZM207 223V222H206ZM70 224H71V222H70ZM116 224H115V226H116ZM69 225V224H68ZM113 225V226H112ZM185 225V224H184ZM189 225H190V223H189ZM206 225H208V224H206ZM37 226V225H36ZM40 226V227H41ZM181 226V225H180ZM202 226H204V225H202ZM81 229H80V228ZM110 227V226H109ZM125 227V226H124ZM178 227V226H177ZM212 227V226H211ZM38 228V227H37ZM115 228V229H114ZM174 228V227H173ZM200 228V227H199ZM62 229V228H61ZM102 229L104 230V233H102L101 231H102ZM114 229V230H113ZM187 229V228H186ZM217 229V228H216ZM83 230H81V231H83ZM196 230V229H195ZM194 230V231H195ZM201 230H202V227H201ZM209 230H210V227H209ZM36 232H37V230H36ZM212 232V231H211ZM200 233H202V232H200ZM209 233V232H208ZM172 234V233H171ZM203 234V233H202ZM201 235V234H200ZM209 235V234H208ZM204 236H205V234H204ZM211 237V236H210ZM210 237H209V239H210ZM217 237V236H216ZM56 239V238H55ZM202 239V238H201ZM200 239V240H201ZM203 239H205V238H203ZM27 240V241H26ZM242 240V239H241ZM52 241H54V240H52ZM175 241H176V239H175ZM202 241V240H201ZM204 241V243L206 242V240H203ZM202 241V242H203ZM243 241V240H242ZM35 242V243H34ZM51 242V241H50ZM70 242V241H69ZM71 242V243H72ZM119 242L120 243H122V244H119ZM68 242H66V244H67ZM70 243V244H71ZM112 243H114V244H112ZM141 243H139L138 245H140ZM174 243V242H173ZM204 243H203V245H204ZM206 243H208V242H206ZM242 243V242H241ZM7 244V243H6ZM34 244V245H33ZM110 244H112V245H110ZM143 244V245H144ZM229 244V243H228ZM256 244V243H255ZM37 245H39V244H37ZM72 245H73V243H72ZM137 245V246H138ZM144 245V246H145ZM208 245H210V244H208ZM208 245H206L205 247H207ZM4 246V245H3ZM2 246V247H3ZM66 246V245H65ZM69 246H71V245H67V247H69ZM74 246V249H75V245H73ZM73 246H72V248H73ZM112 246V247H111ZM122 246V247H123ZM132 246V247H131ZM174 246H175V244H174ZM231 246H233V245H231ZM230 246V247H231ZM235 246V245H234ZM244 246H245V244H244ZM249 246H250V244H249ZM109 247H107V248H109ZM114 247V248H113ZM142 247V246H141ZM204 247V246H203ZM239 247V246H238ZM251 247V246H250ZM70 249H72L71 247H69ZM101 248V249H102ZM126 248V249H127ZM135 247H133V249H134ZM211 248V247H210ZM229 248V247H228ZM246 248H248V246L246 247ZM245 248V249H246ZM69 249V250H70ZM151 248H150V250H152ZM171 249V248H170ZM226 249V248H225ZM244 249V248H243ZM256 249V248H255ZM261 249V248H260ZM97 250V251H96ZM103 250V251H104ZM128 250V249H127ZM135 250V249H134ZM134 250H132L133 251V253L135 252ZM168 250H169V248H168ZM172 250V249H171ZM202 250H203V252H204V248H202ZM242 250V249H241ZM251 250V249H250ZM257 250V249H256ZM72 251H73V249H72ZM80 251V252H79ZM96 251V252H95ZM100 251H102V250H100ZM105 251H108V249H106ZM110 251V250H109ZM155 251H156V249H155ZM170 251V250H169ZM168 251V252H169ZM174 251V250H173ZM201 251V250H200ZM210 251V250H209ZM226 251V250H225ZM232 251V250H231ZM234 251H235V249H234ZM244 251V250H243ZM82 252V255H80V253ZM153 252V251H152ZM159 252V253H160ZM168 252H166V253H168ZM171 252V251H170ZM197 252V251H196ZM199 252V251H198ZM202 252V251H201ZM233 252V251H232ZM231 252V253H232ZM245 252V251H244ZM247 252H248V249H247ZM67 253V252H66ZM155 253V252H154ZM163 253L164 252H162V254L161 255H163ZM228 253V252H227ZM230 253V254H231ZM235 253H238V252H234V253H232L233 255L235 254ZM76 254V253H75ZM156 254H158V253H156ZM155 254V255H156ZM196 254H198V253H196ZM69 255V254H68ZM76 255V256H77ZM154 255V256H155ZM195 255V254H194ZM200 255H204L203 253H201ZM254 255V254H253ZM260 255V254H259ZM80 256V257H79ZM158 256V255H157ZM172 256V255H171ZM92 257H94V255H92ZM97 257V256H96ZM195 257V256H194ZM204 257V256H203ZM155 258V257H154ZM158 258V257H157ZM254 258V257H253ZM41 259H43V258H41ZM72 259V258H71ZM92 259V258H91ZM163 259H164V257H163ZM167 259V258H166ZM169 259V258H168ZM197 258L195 257V260H196ZM160 260V259H159ZM165 260V259H164ZM197 260H199V259H197ZM208 260V259H207ZM213 260V259H212ZM255 260H257L256 258H255ZM43 261H44V259H43ZM80 261H78V262H80ZM214 261V260H213ZM226 261H228V260H226ZM74 262V261H73ZM89 262H90V260H89ZM169 262V261H168ZM180 262V261H179ZM208 263H211V262H209V261H207ZM222 262V261H221ZM71 263H72V260H71ZM76 264H79V263H77V262H75ZM84 263H82V264H84ZM164 263H165V261H164ZM163 263V264H164ZM167 263V262H166ZM192 263V262H191ZM190 263V264H191ZM194 263V262H193ZM197 263V262H196ZM207 263V264H208ZM219 263V262H218ZM217 262H216V264H218ZM226 263V262H225ZM235 263H236V261H235ZM257 263V262H256ZM68 264V263H67ZM74 264V263H73ZM81 264V263H80ZM89 264V263H88ZM213 264H215V263H213ZM220 264V263H219ZM221 264H223V263H221Z\"/></svg>",
	"mask_w": 264,
	"mask_h": 264
}]
</instances>
